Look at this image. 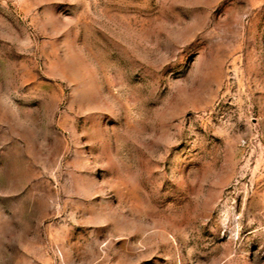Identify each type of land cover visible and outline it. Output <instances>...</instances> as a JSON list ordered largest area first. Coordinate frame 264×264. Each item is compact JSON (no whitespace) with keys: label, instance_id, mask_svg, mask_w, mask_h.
<instances>
[{"label":"rangeland","instance_id":"obj_1","mask_svg":"<svg viewBox=\"0 0 264 264\" xmlns=\"http://www.w3.org/2000/svg\"><path fill=\"white\" fill-rule=\"evenodd\" d=\"M0 264H264V0H0Z\"/></svg>","mask_w":264,"mask_h":264}]
</instances>
